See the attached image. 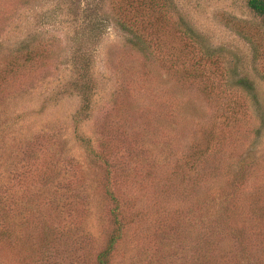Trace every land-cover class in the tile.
I'll return each mask as SVG.
<instances>
[{
	"label": "rangeland",
	"instance_id": "1",
	"mask_svg": "<svg viewBox=\"0 0 264 264\" xmlns=\"http://www.w3.org/2000/svg\"><path fill=\"white\" fill-rule=\"evenodd\" d=\"M245 1L0 0V264H93L111 237L108 264H264V29ZM187 28L224 58L206 83L181 78ZM84 65L78 114L64 85Z\"/></svg>",
	"mask_w": 264,
	"mask_h": 264
},
{
	"label": "trees",
	"instance_id": "2",
	"mask_svg": "<svg viewBox=\"0 0 264 264\" xmlns=\"http://www.w3.org/2000/svg\"><path fill=\"white\" fill-rule=\"evenodd\" d=\"M151 1V0H150ZM149 0H145V3L149 4ZM158 1H156L153 5L157 6ZM246 8L256 17L260 19L263 25L264 29V0H246L245 1ZM94 30H90L88 32V35H86V39L93 35ZM186 31H189L190 34L192 32L191 29L187 28ZM264 32V31H263ZM83 40V39H82ZM139 42L135 39L133 41V45H138ZM187 46L189 45V52L187 55L186 51V56L184 59H186L188 56H192L190 60H188V65L186 67L182 66L183 68L180 70V75L182 79H192L193 82L201 84V83H206L209 81L208 77L210 74L215 75V74H221L220 69H221V63L224 61V58L221 55H215L213 54L214 52H209L207 51V46L205 45L204 40L193 34L192 38H189V41L186 42ZM195 46H200L202 47V52L198 53L197 55H194V51H198ZM21 49H24L22 46H20ZM187 48V47H186ZM193 53V54H192ZM25 57L24 60L27 62L30 60L29 55L30 52L29 50L25 49L24 51ZM84 73L80 75H76V78H72L68 83L64 85V92L67 91H72L75 95H77L81 99V106L79 107L78 114L86 112L89 108L90 105V98L92 95V92L95 89L94 85V80L91 77V72L90 69L87 65H84ZM231 69H234L231 68ZM234 71V70H233ZM220 72V73H219ZM233 86L237 87L239 89H242L246 91L247 93L251 94L252 98L255 99V90L252 82L250 79L244 75H235L233 73ZM80 142L82 145L87 149L88 151V156L91 157L92 159H97L98 155L97 153L92 149L90 140L88 138H81ZM106 197L109 199V201L115 203V197L113 194L106 190L105 191ZM0 201V205H1ZM1 211V207H0ZM111 217L113 220L116 222L118 228L121 226L119 224V220H117V216H119V209L116 205L113 209H111L110 212ZM2 217V215H1ZM115 237H111L110 240L107 241L105 247L96 255L95 261L93 264H108L109 259L112 254V248L115 243Z\"/></svg>",
	"mask_w": 264,
	"mask_h": 264
}]
</instances>
